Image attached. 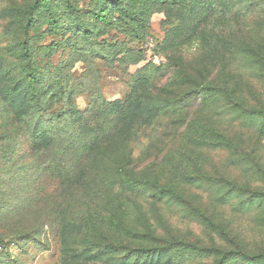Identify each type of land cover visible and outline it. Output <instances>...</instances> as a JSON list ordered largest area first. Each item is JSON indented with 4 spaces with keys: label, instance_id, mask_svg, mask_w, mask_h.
<instances>
[{
    "label": "rangeland",
    "instance_id": "rangeland-1",
    "mask_svg": "<svg viewBox=\"0 0 264 264\" xmlns=\"http://www.w3.org/2000/svg\"><path fill=\"white\" fill-rule=\"evenodd\" d=\"M33 2L0 0V264H264V119L245 127L231 112L264 107V0H196L198 32L181 48L165 41L178 5L133 40L113 0ZM118 41L132 51L114 55ZM223 86L235 102L212 90ZM146 94L164 109L111 153L83 150L112 125V104L131 109ZM210 121L256 143L253 155L211 149L196 130Z\"/></svg>",
    "mask_w": 264,
    "mask_h": 264
},
{
    "label": "trees",
    "instance_id": "trees-1",
    "mask_svg": "<svg viewBox=\"0 0 264 264\" xmlns=\"http://www.w3.org/2000/svg\"><path fill=\"white\" fill-rule=\"evenodd\" d=\"M114 4L117 6L114 10L115 13H118V21L126 24L130 29H126L124 32L127 36H130L133 40L134 39H142L144 33L146 32V20L150 15L155 12L165 11L170 6H176L179 8V12L181 17H178L179 23L172 27L168 35L166 36V44L169 47H178L181 48L183 44H186L190 41L193 36L198 32L199 23H190L188 21L189 17L192 15L197 14V11L193 9V4H197L196 0H153L152 3L148 7H141L139 10L133 9L128 7L124 1L122 0H113ZM49 6L48 0H34L33 4L31 5V9H36L39 7ZM169 6V7H168ZM109 10L107 8L103 9L102 11L96 13L94 18L99 21L101 25H106L111 22V18L109 15ZM50 26L52 29H56L57 22L55 19L50 15ZM97 36L103 35V31H98L96 33ZM84 35L87 39L91 38L93 32L90 29H84ZM122 45V49L116 50L114 55L118 56L125 51L131 52V49L124 47V43L118 41L117 44ZM111 43H108L105 47L110 46ZM124 48V49H123ZM142 52V51H140ZM245 53L246 51L243 50ZM104 54H108L109 51L107 48L103 50ZM26 62L29 64V80L31 83H35L38 80V72L35 70V67L32 65V54L31 51L26 47L24 53ZM230 77L226 78V82L229 81ZM229 83V82H228ZM149 84V78H146L145 83L143 85ZM33 90L35 92L36 102L40 101L39 95L40 93L37 92V88L33 85ZM212 90L221 92L225 96V98L230 102H235V98L233 97L232 93L234 90H230L229 86L223 87H212ZM194 91L198 94L199 97H206L210 94V88L202 86L200 88L194 89ZM236 109H233L231 112H238L239 119L242 121L244 125L241 126H255L254 119L257 117H261L264 119V107L260 109H247L243 108L237 101L234 104ZM111 113L113 114L112 117V125L110 127L103 126L100 130H98L99 135L93 137L90 141H86L83 144V150L87 151H98L102 153H110L114 150L115 146L120 142H126L127 139H130L131 135L129 134L128 127L132 126L135 123H145L149 121L151 116H156L161 110L164 109L160 104H149L147 100V94L145 95L142 101H139L134 104V106L130 109L127 105H117L112 104ZM247 117V118H246ZM249 118V119H248ZM249 123V125H248ZM196 130L198 131H205L207 133V140L209 141L211 149H228L234 155L243 156L245 158L251 157L255 152L257 147L256 143L251 144L249 140L242 139L237 137V135H231L228 130L224 128H220L218 125H215L211 121L208 123L207 126L205 125H196ZM64 132H68V130H64ZM241 132V131H238ZM260 132H264V121L261 122ZM251 145V148H250ZM249 149V150H248ZM115 160V171L117 169V174L125 173L126 172V163L125 158L122 156L119 158V161ZM119 165V167H118ZM222 179H214L215 181L225 182V177H221ZM226 183H230L229 181ZM221 228L222 231L226 230V225L219 224L217 225ZM0 243L4 246L5 253L7 250V245L4 241L0 240ZM114 244H109L105 248L109 249ZM119 246V245H117Z\"/></svg>",
    "mask_w": 264,
    "mask_h": 264
},
{
    "label": "built area",
    "instance_id": "built-area-1",
    "mask_svg": "<svg viewBox=\"0 0 264 264\" xmlns=\"http://www.w3.org/2000/svg\"><path fill=\"white\" fill-rule=\"evenodd\" d=\"M4 251V246L0 243V254Z\"/></svg>",
    "mask_w": 264,
    "mask_h": 264
}]
</instances>
